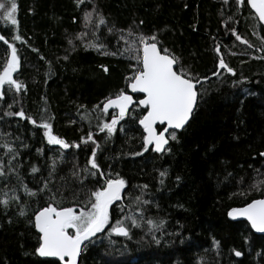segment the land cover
<instances>
[{
  "label": "trees",
  "instance_id": "obj_1",
  "mask_svg": "<svg viewBox=\"0 0 264 264\" xmlns=\"http://www.w3.org/2000/svg\"><path fill=\"white\" fill-rule=\"evenodd\" d=\"M16 3L18 24H0L17 49L13 78L24 85L19 92L9 85L0 89V201L8 200L0 203V264H63L37 253L35 212L49 203L86 206L91 192L116 174L126 182L122 198L110 206L105 231L85 245L78 264H264V235L228 217L231 209L264 197V27L249 5L239 0ZM86 12L92 13L87 27ZM140 36H155L161 50L177 58L176 69L199 81L189 124L172 131L175 139L170 133L163 152L145 150L140 106L111 135L98 127L113 116L102 112L104 102L128 91L126 78L137 61L136 52L125 49L142 47ZM8 44L0 41V71L11 54ZM90 44L103 47L98 51ZM221 59L232 72L220 66ZM20 110L36 124L8 115ZM45 122L68 149L49 143ZM94 150L98 169L88 163ZM149 219L157 227L148 225ZM117 220H124L128 236L110 231Z\"/></svg>",
  "mask_w": 264,
  "mask_h": 264
},
{
  "label": "snow or ice",
  "instance_id": "obj_2",
  "mask_svg": "<svg viewBox=\"0 0 264 264\" xmlns=\"http://www.w3.org/2000/svg\"><path fill=\"white\" fill-rule=\"evenodd\" d=\"M79 2L83 3V0H79ZM239 3H247L254 9L259 21L264 22V0H239ZM17 9L16 0H11L10 4L0 0V10H3V17L5 20L10 21L12 25L18 24L16 19ZM91 17V12L85 13L86 27L87 23L91 21ZM104 23V18L100 16L99 24ZM14 39L19 40L21 37L15 36ZM237 39H241V37L237 35ZM0 41L8 44L3 34H0ZM243 42L248 43L247 40ZM69 43H72V41L69 40ZM136 43L137 41L134 40L133 44ZM138 44L142 47L125 49L128 52L135 51L134 59L137 61L133 74L126 79L130 81L128 87L133 92L144 94L143 99L137 102V106H144L145 110V114L139 120L146 133L143 137L145 150H147L148 145L154 143L155 150L162 151L164 146L168 144L165 133L168 132L169 128L180 129L189 120L197 96L195 91L196 83H199V81L194 83L193 77L182 68L174 70L177 58L168 54L166 49L162 51L158 47L155 36H140ZM88 46L95 47L98 51L103 47L102 45L92 44ZM8 47L11 49V54L7 58L3 70L0 71V89H3L5 85H9L19 92L24 88V85L13 78V73L19 67L17 49L13 44H8ZM115 54L112 53V55ZM220 66L227 68L229 72L233 71L228 68L223 59L220 60ZM104 70L107 71V68ZM3 96L4 92L0 90V98ZM133 103V96L127 94L124 90H121L114 98H108L107 102L103 104L102 112L108 113V110L115 106L119 109V113L118 115H113L110 122L98 125L99 130H107L109 135H111L117 123L126 116L129 112V106L133 105ZM96 107H99V105ZM8 115L27 118L33 124H36V121L31 117H25L23 110L8 113ZM157 122L161 125L166 124L167 127L163 131L157 132L155 127ZM42 127L46 129L45 136L48 138L49 143L60 145L65 149L69 147V144L64 139L53 135L51 124L45 122ZM171 138H176L175 132H172ZM92 139L93 135L89 132L87 140ZM76 146L79 147V145ZM260 155L264 157V153H260ZM95 156L96 152L94 150L92 158L88 162L92 169L99 168ZM33 171L35 172L37 169L33 168ZM88 171L89 174L96 175V172ZM2 174L3 170L0 168V175ZM161 175L163 176L164 173H161ZM125 184V180L116 174L114 178L107 179L103 186L91 192L86 206L78 208L76 206L64 207L49 203L46 207L36 211L34 216L35 227L41 234L40 245L36 249L37 253L42 257H58L63 264H77V257L84 242L95 236L96 233L101 232L108 225L110 206L115 201L121 200V193L125 188ZM260 184H264V181H261ZM144 187L147 186L145 185ZM253 187H257V185H253ZM25 190L28 191L27 188ZM29 194L35 195L34 192ZM136 199L138 201L139 197ZM0 203L7 205L8 200L5 199L0 201ZM144 203L148 202L144 201ZM21 215H23V212H21ZM228 215L230 217H246L250 221L252 228L264 232V198L252 200L242 208H233ZM129 218L125 217V219ZM131 222L133 225L139 226L135 218H131ZM147 223L152 227H157L151 219ZM110 231L123 236L129 235V229L124 226V220H117L111 226ZM236 255L240 256L241 253L236 252Z\"/></svg>",
  "mask_w": 264,
  "mask_h": 264
},
{
  "label": "water",
  "instance_id": "obj_3",
  "mask_svg": "<svg viewBox=\"0 0 264 264\" xmlns=\"http://www.w3.org/2000/svg\"><path fill=\"white\" fill-rule=\"evenodd\" d=\"M249 7H250V6H249ZM250 8H251V7H250ZM251 10H252V12L255 14L254 9L251 8ZM255 15H256V14H255ZM256 17H257V19H258V16H257V15H256ZM258 21H259V19H258ZM259 23L264 27V22L259 21ZM158 47H159V46H158ZM174 70H176V65H174ZM195 91L197 92V96H196V99H195V102H194V105H193V110H192V112H191V114H190V118H189V120H188V121L185 123V125H184L182 128H180V129H172V128H169L168 132L165 133V136H166V138L168 139V144H169V140H170V133H171L172 131H182V130H184V129L186 128V126L189 124V122H190V120H191V118H192V116H193V113H194V111H195V109H196V107H197V104H198L199 91H198V89H197V86L195 87ZM126 93L129 94V95H132V96H133V101H134L133 104H135L136 102H138L140 99H143V96H144L143 93H135V92H133V91L131 90V88H129L128 91H127ZM136 95H141L140 98H137L138 101L136 100ZM113 98H114V97H113ZM106 102H107V101H105L104 103H106ZM132 106H133V105H130V106H129V111L131 110V107H132ZM142 107H144V106H142ZM108 111H110V112H112V111H117V113H119V109L116 108L115 106H113L112 108H110ZM127 114H128V113H127ZM127 114H126V115H127ZM139 125L143 128V126H142L140 123H139ZM158 126H162L163 128L159 131V130H158ZM155 127H156L157 132H161V131L164 130L165 127H167V125H166V124L161 125V124H159V122H157V124L155 125ZM145 135H146V133H145ZM168 144L164 146V149H163L162 151H157V152H163V151H165V150L167 149V147H168ZM148 148H153V149L155 150V145H154V143L148 145ZM155 151H156V150H155ZM124 189H125V188H124ZM124 189H123V190H124ZM123 190H122V192H123ZM262 198H264V197H262ZM262 198H259V199H262ZM242 207H244V206H242ZM242 207H238V208H242ZM228 217H229V219L232 220V221H246V222L250 225V227L252 228L250 221H248L246 217H239V216H236V217H230L229 215H228ZM36 230L39 232V230H38L37 228H36ZM252 230H253L256 234H258V235H264V232L258 231V230L254 229V228H252ZM98 233H99V232H98ZM98 233H96L95 236H96ZM114 234H115V235H118V236H123V235H120V234H117V233H114ZM40 235H41V234H40ZM95 236L91 237L88 241H85V242H84V245L82 246L81 252H80L79 256L77 257V264L79 263V260H80V257H81V253H82V251H83L84 246H85V245H86L91 239H93ZM236 256H237V255H236ZM237 257L240 258L241 255H240V256H237ZM44 258H53V259H57V260H59L58 257H44Z\"/></svg>",
  "mask_w": 264,
  "mask_h": 264
},
{
  "label": "rangeland",
  "instance_id": "obj_4",
  "mask_svg": "<svg viewBox=\"0 0 264 264\" xmlns=\"http://www.w3.org/2000/svg\"><path fill=\"white\" fill-rule=\"evenodd\" d=\"M3 2H5L6 4H10L11 0H3ZM2 21H7V20H5L4 17H3V10H0V24L2 23ZM258 22H259V21H258ZM7 23L11 24L10 21H7ZM260 25H261V24H260ZM0 34H1V32H0ZM144 37H152V36H144ZM133 41H134V39H132V42H133ZM112 114H113V115H117V112H116V111H112ZM47 139H48V138H47ZM54 145H56V144H54ZM57 146L63 148V147L60 146V145H57ZM69 147H70V145H69ZM69 147H68V148H69ZM68 148H66V149H68ZM63 149H65V148H63ZM105 228H106V226H105ZM105 228H104L100 233H103V232L105 231Z\"/></svg>",
  "mask_w": 264,
  "mask_h": 264
},
{
  "label": "bare ground",
  "instance_id": "obj_5",
  "mask_svg": "<svg viewBox=\"0 0 264 264\" xmlns=\"http://www.w3.org/2000/svg\"><path fill=\"white\" fill-rule=\"evenodd\" d=\"M251 9V8H250ZM159 46V45H158ZM160 48V47H159ZM176 66H177V64H176ZM129 89V88H128ZM138 101V100H137ZM135 104H137V102L135 103ZM135 104H133V106L135 105ZM132 106V107H133ZM132 107H131V109H132ZM142 107V106H141ZM142 108H144V107H142ZM110 112V111H109ZM117 112V111H116ZM129 113V112H128ZM159 130V129H158ZM160 131V130H159ZM122 194V193H121ZM35 229H36V227H35ZM37 231V230H36ZM38 232V231H37ZM39 233V232H38ZM100 233V232H99ZM40 234V233H39ZM92 240V239H91ZM85 247V246H84ZM84 249V248H83ZM42 257V256H41ZM50 259H53V258H50ZM57 260V259H56ZM60 261V260H59ZM62 262V261H61ZM63 263V262H62Z\"/></svg>",
  "mask_w": 264,
  "mask_h": 264
},
{
  "label": "flooded vegetation",
  "instance_id": "obj_6",
  "mask_svg": "<svg viewBox=\"0 0 264 264\" xmlns=\"http://www.w3.org/2000/svg\"><path fill=\"white\" fill-rule=\"evenodd\" d=\"M137 96H138V95H136V100H138L137 98H140L139 96H138V97H137ZM135 105H137V104H135ZM135 105H134V106H135ZM134 106H133V107H134ZM133 107H132V109H133ZM140 107H141V106H140ZM132 109H131V110H132ZM131 110H130V111H131ZM130 111H129V112H130Z\"/></svg>",
  "mask_w": 264,
  "mask_h": 264
}]
</instances>
